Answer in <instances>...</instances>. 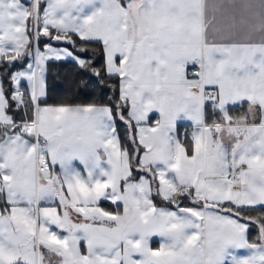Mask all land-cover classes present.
Returning <instances> with one entry per match:
<instances>
[{
	"label": "snow or ice",
	"instance_id": "snow-or-ice-1",
	"mask_svg": "<svg viewBox=\"0 0 264 264\" xmlns=\"http://www.w3.org/2000/svg\"><path fill=\"white\" fill-rule=\"evenodd\" d=\"M0 65V264H264V0H0Z\"/></svg>",
	"mask_w": 264,
	"mask_h": 264
},
{
	"label": "trees",
	"instance_id": "trees-1",
	"mask_svg": "<svg viewBox=\"0 0 264 264\" xmlns=\"http://www.w3.org/2000/svg\"><path fill=\"white\" fill-rule=\"evenodd\" d=\"M45 42H47V38H42L41 44ZM95 47H101V46L97 45ZM88 55L93 56L96 67H100L102 65L103 63L102 52L93 54L90 51ZM13 67L14 66H12L9 70H11ZM4 69H5V65H0V74L4 72ZM70 69L72 70L74 69L76 73L73 74L71 78V80L75 82L74 85L76 91H74L71 95L61 94L60 96H53L50 92L51 87H59V83H60L59 79H61V81L64 82L62 76L66 77ZM46 79H47V102L49 104L51 103L88 104L92 102L103 103V102H107L109 96L112 95V90L108 86V84L102 86L99 80L95 76H93L89 72H84L83 70L79 69L74 62L69 60H63L60 62H51L48 66ZM109 83H111V81ZM119 130L121 134V139L126 140L125 130L123 125L120 126ZM158 202H159L158 204H161L160 201ZM249 214L253 216L257 215L256 212H251ZM255 234H256V229L253 227L250 230L249 237L252 238L255 236Z\"/></svg>",
	"mask_w": 264,
	"mask_h": 264
},
{
	"label": "crops",
	"instance_id": "crops-1",
	"mask_svg": "<svg viewBox=\"0 0 264 264\" xmlns=\"http://www.w3.org/2000/svg\"><path fill=\"white\" fill-rule=\"evenodd\" d=\"M44 44V43H43ZM43 44H41V47H43ZM102 57H103V55H102ZM66 60H69V61H72V62H74L73 60H71V59H66ZM75 63V62H74ZM21 66H20V64H15L14 65V67L10 70V71H16V70H19V68H20ZM51 104H57V103H51ZM59 104H61V103H59ZM70 105H76V104H70ZM246 104H245V106H244V108L243 109H239V108H237V109H235L234 111H233V114L235 115V114H239L240 112H242V111H246ZM152 119H153V121L156 119V116L155 115H153V117H152ZM188 130L189 132L191 131V128H190V122H182V126H181V128H180V131H181V133H183L185 130ZM79 166V165H78ZM159 199L157 198L156 200H155V202L158 204L159 202ZM159 206H164V205H161V204H158ZM102 207H104L105 209H108V210H110V211H115V206L114 205H111V203H110V201H106V202H103L102 203ZM154 249L155 248H158V246H159V244H158V238H153V242H152V245H151Z\"/></svg>",
	"mask_w": 264,
	"mask_h": 264
},
{
	"label": "rangeland",
	"instance_id": "rangeland-1",
	"mask_svg": "<svg viewBox=\"0 0 264 264\" xmlns=\"http://www.w3.org/2000/svg\"><path fill=\"white\" fill-rule=\"evenodd\" d=\"M68 73H67L68 77L67 76L66 77L62 76L63 81L65 83L62 82L61 79H59L60 80L59 87H51L50 92H51V94L53 96H60L61 94H63V95H71L74 91H76V88H75V85H74L75 82L73 80H71L73 74H76L75 70L74 69L73 70L70 69L68 71ZM69 77H70V79H69ZM57 78H60V77H57ZM61 82H62V84H61Z\"/></svg>",
	"mask_w": 264,
	"mask_h": 264
},
{
	"label": "built area",
	"instance_id": "built-area-1",
	"mask_svg": "<svg viewBox=\"0 0 264 264\" xmlns=\"http://www.w3.org/2000/svg\"><path fill=\"white\" fill-rule=\"evenodd\" d=\"M194 69L191 68V66L189 67V74H191V72L193 71Z\"/></svg>",
	"mask_w": 264,
	"mask_h": 264
}]
</instances>
